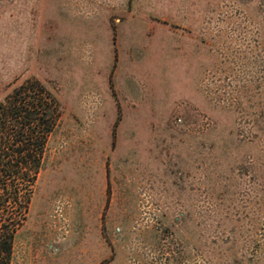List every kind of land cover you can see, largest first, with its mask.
I'll list each match as a JSON object with an SVG mask.
<instances>
[{"label": "rangeland", "instance_id": "1", "mask_svg": "<svg viewBox=\"0 0 264 264\" xmlns=\"http://www.w3.org/2000/svg\"><path fill=\"white\" fill-rule=\"evenodd\" d=\"M34 78L13 264H264V0H0V100Z\"/></svg>", "mask_w": 264, "mask_h": 264}, {"label": "trees", "instance_id": "2", "mask_svg": "<svg viewBox=\"0 0 264 264\" xmlns=\"http://www.w3.org/2000/svg\"><path fill=\"white\" fill-rule=\"evenodd\" d=\"M60 115L56 96L35 78L15 85L0 100V264H13L15 238L27 219L48 138ZM220 250L228 253L227 264H236L230 243L221 244Z\"/></svg>", "mask_w": 264, "mask_h": 264}]
</instances>
